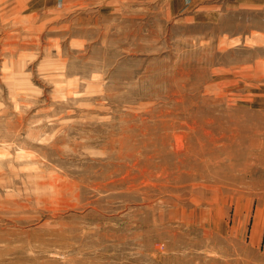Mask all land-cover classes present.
<instances>
[{
    "label": "rangeland",
    "instance_id": "1",
    "mask_svg": "<svg viewBox=\"0 0 264 264\" xmlns=\"http://www.w3.org/2000/svg\"><path fill=\"white\" fill-rule=\"evenodd\" d=\"M0 264H264V0H0Z\"/></svg>",
    "mask_w": 264,
    "mask_h": 264
},
{
    "label": "crops",
    "instance_id": "2",
    "mask_svg": "<svg viewBox=\"0 0 264 264\" xmlns=\"http://www.w3.org/2000/svg\"><path fill=\"white\" fill-rule=\"evenodd\" d=\"M66 0H55V5H60V6H63L64 2Z\"/></svg>",
    "mask_w": 264,
    "mask_h": 264
}]
</instances>
